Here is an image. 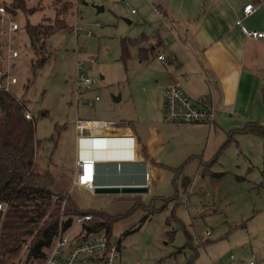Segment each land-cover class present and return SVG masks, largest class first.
<instances>
[{"label": "rangeland", "instance_id": "374dc122", "mask_svg": "<svg viewBox=\"0 0 264 264\" xmlns=\"http://www.w3.org/2000/svg\"><path fill=\"white\" fill-rule=\"evenodd\" d=\"M160 3L169 7L170 16L184 18L185 0H74L68 26L49 37L51 53L33 71L30 59L37 57L24 51L29 40L24 31L2 39L22 53L15 59L14 72L11 67L19 81L21 77L12 92L28 101L34 115L36 161L50 168L56 181L53 188L77 207L94 213V219L115 220L111 234L121 244L123 264H249L251 260L264 264V134L213 131L208 123L193 130L184 124L173 135L176 151L168 146L158 155L165 166L163 177L148 192L105 194L73 186L77 117L107 119L116 125L133 118L145 134L153 120L166 123L147 105L148 95L161 90L158 80L164 64L157 54L166 52L155 38L160 34L172 39L169 17L156 9ZM97 5L104 6L103 11ZM40 14L30 16V21L38 22ZM76 21L85 30L76 33ZM144 35L153 41L130 43L128 56H123L122 40H141ZM140 46L147 47L148 59ZM78 61L84 76L95 82L90 91H82L79 101L74 82ZM117 96L121 100L116 101ZM90 99L95 103L88 106ZM258 120L263 122L264 114ZM114 147L106 150L111 158ZM79 214L65 213L61 220L72 217L75 222ZM207 231L210 236L205 239ZM31 238L25 236L17 250H1L0 264H41L38 257L28 256Z\"/></svg>", "mask_w": 264, "mask_h": 264}, {"label": "crops", "instance_id": "0c3cea01", "mask_svg": "<svg viewBox=\"0 0 264 264\" xmlns=\"http://www.w3.org/2000/svg\"><path fill=\"white\" fill-rule=\"evenodd\" d=\"M185 1L184 18L173 13L170 16L169 7L162 3L157 6L162 17H169L172 34V39L165 40L160 34L155 38L157 46L166 50L159 54L167 53L172 58L168 57L167 63L162 61L164 67L158 80L161 90L157 87L158 93L148 95V109L163 118L165 89L177 79L193 98L205 97L217 109L210 129L230 130L229 134L252 131L249 126L264 123L258 120L264 114V37H248L237 20L241 19L248 29L264 30V0H254L258 9L249 16L243 13L247 0ZM148 41L153 38L148 37ZM139 118L140 115L136 120ZM133 121V118L129 122L122 121L116 125L115 135H107L113 139L111 147L115 146L116 150L112 158L107 154L106 145L98 142L99 148L95 145L89 150L88 140L76 137V157L97 160L96 184H141L149 189L163 177L165 166L158 155L168 146L176 151L173 135L183 130L184 124H190L187 127L193 130L204 124L161 121L158 125L153 120L155 124L150 123V130L145 134Z\"/></svg>", "mask_w": 264, "mask_h": 264}, {"label": "trees", "instance_id": "16d2710c", "mask_svg": "<svg viewBox=\"0 0 264 264\" xmlns=\"http://www.w3.org/2000/svg\"><path fill=\"white\" fill-rule=\"evenodd\" d=\"M0 4L11 12L14 19L26 18L24 24L19 22V30H23L29 39L23 48L37 57L30 59L32 71L41 67L51 53L47 48L49 37L68 26L67 17L73 10L74 0H0ZM35 13H41L38 22L29 19ZM147 38L145 35L141 40L124 38L123 56H128V44ZM139 48L142 56L148 59L147 47ZM21 56L22 53L18 58ZM14 66L15 61L11 64L12 68ZM20 81L17 77L16 87ZM23 84L24 89L27 88L26 81ZM21 96L0 89V203L7 205L6 210L0 209V251L17 250L26 241L25 236L30 235L28 256L38 257L42 264L55 242L61 222L64 228L72 224V217L61 220L63 214L91 213L93 224L89 228L104 229L109 235L115 220L94 219V213L77 207L70 197L53 188L56 181L50 168H42L36 161L39 146L34 115L27 118L28 101ZM249 129L264 134V124L249 126Z\"/></svg>", "mask_w": 264, "mask_h": 264}, {"label": "built area", "instance_id": "2783aa9c", "mask_svg": "<svg viewBox=\"0 0 264 264\" xmlns=\"http://www.w3.org/2000/svg\"><path fill=\"white\" fill-rule=\"evenodd\" d=\"M118 1V0H116ZM157 11L162 14L160 8ZM258 9L254 0H247L243 5V13L246 16L252 15ZM246 35L253 39L264 37V30L248 29L242 24V20H237ZM20 28V23L13 18L10 11L0 4V89L12 92L13 85L17 82V76L11 72V64L19 57V51L10 45L3 43L2 39H11L12 35ZM74 30L76 33L85 30L83 25L76 21ZM90 34L91 31L89 30ZM12 43V41H11ZM172 58L167 54H159L158 59L166 62L167 58ZM82 62L77 63V75L74 79L76 86V98L80 100L82 91H90L95 82L91 77L84 76ZM165 100L163 103V119L165 122L177 123H208L215 120L216 108L205 97L199 99L193 98L187 93L182 83L175 79L167 85L165 89ZM96 100L99 97L96 96ZM88 106L94 105L95 100L90 99L86 102ZM27 118H32L28 111ZM93 122V125L89 123ZM77 129V139L88 138L93 135L107 137L115 135L118 128L111 120L102 119H82L77 117L75 121ZM76 172L73 181L75 187H87L93 191L96 185V159L76 157ZM2 203H0V208ZM63 220V219H62ZM93 215L91 213H80L75 222L67 228L61 227L55 237V242L48 249L47 256L42 264H123L120 242L106 230L90 229L93 224ZM76 227V229H73ZM205 239L210 236L206 232ZM253 264V260L249 262Z\"/></svg>", "mask_w": 264, "mask_h": 264}, {"label": "water", "instance_id": "95a60500", "mask_svg": "<svg viewBox=\"0 0 264 264\" xmlns=\"http://www.w3.org/2000/svg\"><path fill=\"white\" fill-rule=\"evenodd\" d=\"M98 11H103L104 6H98ZM116 101L121 100V96H117L115 97ZM83 139V138H82ZM86 139V141L88 140V145L87 148L89 150H91L96 143H100L103 145H106L107 147H111L112 143H110L113 139L112 138H99V137H95V136H91L88 138H84ZM102 145V146H103ZM97 146V145H96ZM96 193H131V194H140L142 192H148L149 189L146 185H133V184H124V185H118V184H108V185H103V184H96L94 189H93Z\"/></svg>", "mask_w": 264, "mask_h": 264}, {"label": "bare ground", "instance_id": "6f19581e", "mask_svg": "<svg viewBox=\"0 0 264 264\" xmlns=\"http://www.w3.org/2000/svg\"><path fill=\"white\" fill-rule=\"evenodd\" d=\"M93 124H94L93 122L89 123L90 126L93 125ZM93 136H98V135H93Z\"/></svg>", "mask_w": 264, "mask_h": 264}]
</instances>
